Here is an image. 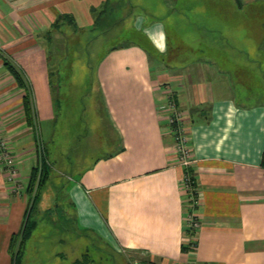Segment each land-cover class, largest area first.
Instances as JSON below:
<instances>
[{"label": "crops", "instance_id": "0c3cea01", "mask_svg": "<svg viewBox=\"0 0 264 264\" xmlns=\"http://www.w3.org/2000/svg\"><path fill=\"white\" fill-rule=\"evenodd\" d=\"M139 1L127 0L137 10L126 15L134 18L136 40L111 46L96 71L117 145L86 111V137L110 150L61 191L76 229L125 264H264V0H191L185 10L177 0H155L165 12L152 21L144 13L154 17L155 8ZM108 4L0 0V147L17 160L20 181L8 180L0 148V264H12V238L26 222L38 142L45 141L41 129H54L59 86L67 83L55 85L45 40L58 23L81 33L118 24L106 22ZM172 13L186 19L184 41L174 46L163 20ZM6 63L22 73L25 88ZM28 95L35 127L26 114ZM172 104L185 122L197 205L182 188L187 168L174 150ZM49 195L55 192H43L37 216L48 215ZM189 215L198 227H189Z\"/></svg>", "mask_w": 264, "mask_h": 264}, {"label": "rangeland", "instance_id": "374dc122", "mask_svg": "<svg viewBox=\"0 0 264 264\" xmlns=\"http://www.w3.org/2000/svg\"><path fill=\"white\" fill-rule=\"evenodd\" d=\"M190 1L177 0L174 4L179 6L180 10H185L191 4ZM137 3L155 8L152 12L154 17L144 13L148 21L158 19L156 15L165 12L162 2L141 0ZM109 5L112 8L111 15L105 20L110 25L116 21L118 24L104 27L105 30L99 27L82 33L66 27L63 30L56 27L51 37L45 40V45L47 44L49 48L55 85L57 82L59 85L64 81L67 83L59 86L62 93L60 94V91L58 93L60 105L58 104V120L54 129L51 128V124L47 127L43 124L44 127L41 129V136L45 141L38 142V164L34 170V179L29 183L30 191L32 190L29 196L31 201L42 186L43 192L50 190L55 192V195H49V203L52 205L47 216H37V208L32 211L34 224L31 235L34 238L22 243L20 233L16 235L14 251H18L20 245L22 251L25 249L23 252L25 257L22 255L20 264H71L74 260L77 264H80V261H92L93 264H125L126 262L120 256L112 254L101 241L76 229L73 212L62 198V190L71 177L76 176L95 158L110 150L107 145H98L91 137V133L86 137L87 125L84 122L87 118L86 111H91L96 118L94 124L101 123L110 134L112 146L115 148L117 145L114 143L117 141V136L108 122L100 97L96 71L100 59L111 46L124 45L136 39L131 24L133 17L126 18L131 12L127 0H110ZM138 8V11H145L142 6ZM135 9L133 12L137 11ZM181 15L184 16V12ZM163 20L166 22L170 45L174 46L180 40L184 41L186 19L177 18L172 13ZM178 20L180 25L176 23ZM258 20L260 22L262 19ZM193 29L190 25L188 31L191 32ZM101 31L104 33L102 34ZM198 32V29L194 31L199 34ZM63 76L66 79L58 81L59 77L63 79ZM262 101L264 102V98ZM91 141L92 145H90ZM12 159L17 173L14 183L19 185V164L15 157ZM57 196L60 199L56 200ZM55 200L58 201L57 206ZM42 250L45 256L39 258L37 252Z\"/></svg>", "mask_w": 264, "mask_h": 264}, {"label": "built area", "instance_id": "2783aa9c", "mask_svg": "<svg viewBox=\"0 0 264 264\" xmlns=\"http://www.w3.org/2000/svg\"><path fill=\"white\" fill-rule=\"evenodd\" d=\"M171 111L172 115L170 116L169 123L172 126V134L175 139V144H174V150L176 153V157L178 160V163L181 164L182 166L186 168H190L194 161L191 159V153L190 150L187 147V141H186V136L184 135V127H185V122L183 120L182 113L177 111L176 106L174 104L171 105ZM3 157H6L7 160V165L10 170V175H9V181L14 182L16 179V170H14V160L9 156L5 149V145L1 143V147ZM182 188L189 193L190 199L193 201L195 205L199 203V201L195 198V183H194V178L191 176L190 173H187L182 184ZM189 224L191 228L193 227H198L199 222L195 218L194 215H189L188 216Z\"/></svg>", "mask_w": 264, "mask_h": 264}, {"label": "trees", "instance_id": "16d2710c", "mask_svg": "<svg viewBox=\"0 0 264 264\" xmlns=\"http://www.w3.org/2000/svg\"><path fill=\"white\" fill-rule=\"evenodd\" d=\"M130 4V3H129ZM134 4V3H132ZM133 10V7H131V12ZM130 12V14H131ZM61 24H56L55 27H60ZM134 31V30H133ZM101 33L103 34L104 31H101ZM8 69L13 73V75L16 77L17 81L19 82L20 86L22 87H26V83H25V80L22 76V73H20V71L15 67L13 66L11 63H6ZM25 109H26V114L28 116V120L30 122L31 125H33L35 127V114H34V109L32 107V100L30 98V96L28 95L25 99ZM36 131L38 132V130L36 129ZM189 168H187V173H190V171H188ZM34 179V172H33V175L31 177V180ZM43 186L40 188V191L38 192L37 196L35 198H33L31 200V203H30V209L28 210L27 212V216H26V222L24 223V226L22 227V230L20 231V236H21V239H22V243L26 242L31 234H32V227H33V224H34V221L32 220V211L33 210H36L37 208V205H38V202L41 200L42 198V195H43ZM32 191V190H31ZM30 188L28 190L29 194H30ZM15 244H16V236H14L12 238V243H11V249H10V252L12 253V264H20L21 263V258H22V255H23V251H22V246L20 245V248L17 250L14 251V247H15Z\"/></svg>", "mask_w": 264, "mask_h": 264}]
</instances>
